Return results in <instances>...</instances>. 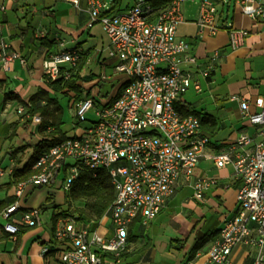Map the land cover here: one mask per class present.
<instances>
[{
	"label": "built area",
	"instance_id": "1",
	"mask_svg": "<svg viewBox=\"0 0 264 264\" xmlns=\"http://www.w3.org/2000/svg\"><path fill=\"white\" fill-rule=\"evenodd\" d=\"M78 6L80 0H69ZM135 0L126 11L102 15L108 5L101 0H89L90 22L100 23L110 41L111 57L117 58L116 73H125L127 82L110 102L98 106L86 97L75 107V117L84 120L97 107L96 121L81 134L71 136L45 150L37 159L38 172L19 182L14 199L1 213L3 230L16 236L23 226L41 224V208L27 209L22 201L29 187L49 185L64 171L62 187L69 191L82 169L94 176L106 170L114 188L115 198L99 225L106 218L111 222L113 236L81 222L77 216L60 214L54 238L65 250L58 253V264H121L128 246L131 225L148 226L175 195L182 182H192L202 159L212 161L217 170L232 167L234 179L240 181L236 193L235 212L223 219L217 238L209 246L205 259L197 252L185 264H236L232 254L238 247L248 248L250 264H264V99L252 105L243 97L234 96L241 113L255 127V135L241 133L226 151L209 154L210 137L199 117L180 113L178 103L183 94L193 88L201 90L187 68L197 64L190 43L178 36L179 26L186 22L182 6L199 2L196 20L197 37L215 36L221 29V11L231 4L264 24V0ZM6 10L0 5V12ZM233 49L244 45L248 30L230 29ZM63 46V44H62ZM211 63L200 74L209 77ZM26 59L0 41V71L8 72L12 64ZM91 64V58L76 47H63L44 61L43 72L48 81L68 80L80 65ZM66 67V68H65ZM86 74L82 68L80 76ZM109 76L103 71L96 83ZM31 103L16 107V114L25 122L41 126L42 117L30 113ZM10 105H6L8 111ZM48 133L52 125H46ZM12 169L1 171L10 174ZM219 184L213 177H199L192 183V198L205 199L206 192ZM51 248L43 247L42 254ZM105 253L113 258H104Z\"/></svg>",
	"mask_w": 264,
	"mask_h": 264
},
{
	"label": "crops",
	"instance_id": "2",
	"mask_svg": "<svg viewBox=\"0 0 264 264\" xmlns=\"http://www.w3.org/2000/svg\"><path fill=\"white\" fill-rule=\"evenodd\" d=\"M101 1L108 5L107 11L114 7L113 0ZM195 3L198 5V10L194 17H191V15L186 18L183 10L185 4L182 6L186 22L179 26L178 36L190 43L191 54L196 57L197 64L189 65L187 68L192 72L193 78L200 81L201 85L202 81L204 82L209 97H200L199 99L187 97L186 93L189 90L195 91L196 94L202 92V86L200 91L191 88L183 94L178 103V108L183 115L194 112V115L199 117L203 132L210 137L207 153L216 154L226 151L241 133L255 135V127L244 118L239 101L233 100L232 97H243L249 100L251 105L258 98L264 99V24L245 15L239 6L231 4L221 11L220 24L222 26L219 32L215 36L198 38L196 20L199 16V2L195 1ZM133 4L132 0H126V2L122 0L117 5L114 13L123 11L121 9L124 6L129 9ZM0 5H4L6 8L4 12H0V41H6L10 46V50L19 52L26 59V64L16 61L8 72L0 71L1 172L19 167L21 163L24 165L33 152V146L43 139L39 126L32 124V122L27 123L20 120V117L16 114L18 105L28 102L39 89H48L62 106L63 131L69 137L81 134L94 121L87 122L82 126L81 122H85L86 118L79 120L75 117L76 104L90 94V88L98 84L96 81L103 71L109 76L108 80L116 76L115 65L118 60L115 57H112L114 60L110 58V41L100 23L89 26V0H80L78 6H75L69 0H0ZM107 11H102V13ZM97 26L102 30L101 42L96 40L98 34L94 29ZM182 26L186 30L180 33V27ZM230 29L248 30L247 39L242 47L237 49L231 47ZM63 47H76L91 58L90 65L86 67L83 65L86 74L81 77L80 81L83 88L82 98L78 99L76 91L71 88H64L58 92L51 90L44 76V61ZM215 53L218 56L213 62L214 70L209 77L202 76L200 74L201 70L211 63V57ZM107 54L110 59L106 57ZM93 66L99 69L100 72L96 71ZM64 100L67 101L70 111L71 124L66 121L65 107L62 104ZM207 100L212 104L211 110L206 109ZM6 105H10L8 111H5ZM195 107L201 108L200 111L196 110ZM19 148H22L20 152L25 151V154L18 153L21 157H17L18 154L16 156L12 155V152ZM7 177L8 174L0 175V201L10 204L14 199L15 186L8 187ZM199 177H213L219 180L217 186L206 192L205 199L200 204L220 207L225 212L224 217L232 215L236 209V193L241 184L240 181L234 179L233 168L227 167L226 169L217 170L212 161L202 159L195 170L190 185L181 188H184L185 191L190 189L193 196L192 183ZM55 182L56 180L50 184ZM45 186L28 188L29 190L27 189L28 191H26L22 201L27 209H42L41 224L39 226L32 228L23 226L22 231L16 236H12L3 230L0 223V264H58V254L55 251H51L45 257L46 254H42V249L48 247L56 250V248L61 247L59 243L55 242L54 234L59 215L64 210L60 208L61 205L57 204L55 195H50L46 199L35 197L34 189H41ZM180 189L168 200L160 215L154 218L148 226L136 224L131 235L134 236V239L128 243V247L133 242L138 241L137 231L143 233L142 241L151 244V247L146 251L141 252L139 250L137 253L127 251L125 261L133 259L132 264H141L142 261L145 263L150 262L157 247L164 248L175 241V238H172L174 237L173 229L180 233L184 232L187 223L181 221L180 224L176 220V223L173 224L175 226L168 222V226L172 230L169 228L167 230L168 235L165 237L157 234L152 239L148 232L144 233L145 230L150 229L161 214L163 215L170 209L179 211L180 205L177 204V197ZM228 198L232 200L229 207L225 206L224 203ZM191 199L192 197L189 196L186 200L190 201ZM75 205L73 204L71 208H74ZM187 211H190V209H187ZM177 217L178 214L175 218L177 219ZM104 220L100 225L99 222L90 219H87L86 222L91 221L90 227L92 229L105 233L108 228L103 224ZM222 221H217L212 229H209L206 233L202 232L197 239L186 237L188 239L183 254L187 260L190 258L196 242L210 232L219 231ZM186 231L185 233L190 231L188 227ZM212 242L207 243L201 250L197 251L203 254L199 262L205 259L206 252ZM139 254L140 261L134 260L133 257ZM236 256L238 259L241 257L240 253H237ZM246 258V261H243L242 258L239 264H250L251 259ZM125 261L122 264H125Z\"/></svg>",
	"mask_w": 264,
	"mask_h": 264
},
{
	"label": "rangeland",
	"instance_id": "3",
	"mask_svg": "<svg viewBox=\"0 0 264 264\" xmlns=\"http://www.w3.org/2000/svg\"><path fill=\"white\" fill-rule=\"evenodd\" d=\"M133 2L135 0H132ZM126 2V0H125ZM123 11H126L127 9L124 7H122ZM183 10L185 12V16L186 18H189L191 15V17L196 16L197 10H198V5L197 3H195V1L193 2H187L184 6H183ZM185 27H180V33H183L185 31ZM95 32H97V36H96V40L97 41H102V30L100 29L99 26H97L94 29ZM106 57H108V54L106 55ZM111 60L114 58H112L110 56ZM108 57V59H110ZM110 60V61H111ZM95 65V64H94ZM95 68V66H93ZM96 71L100 72L99 69H96ZM128 80V76L125 73H117L116 76L113 79L110 80H106L103 83H99L97 85H94L93 87L90 88L91 92L89 94V97H91L92 99L95 100L96 104L98 106H101L107 102H110L114 97H116L118 95V93L120 92V90L123 88L124 84L127 82ZM114 81H118L117 84L112 88L111 92L104 97L101 94V88H102V84L105 83H112ZM202 92L200 94H196L195 91L193 90H189L187 94V97H191V98H196L199 99L200 97H209L208 94V90L205 89V84L202 81ZM196 94V95H195ZM1 98V97H0ZM207 107L206 109H210L212 108V104L210 103L209 100H207ZM63 106L65 107L64 112H65V117H66V121L68 122V124H71V115H70V111L67 105V101H62ZM196 110L200 111L201 108H197L195 107ZM97 111V107L94 108L87 116H86V121L85 122H81V125L84 126L87 122H92V121H96V115L95 112ZM23 153V155L25 154V151L19 152ZM17 155V157H21L20 155ZM32 154V153H31ZM30 154V155H31ZM23 163L20 164V166H22ZM64 171L62 170L61 173L57 176L56 178V182L53 184H49L47 186H45L44 188L41 189H34V193L35 197L37 198H49L50 195H55L56 196V202L57 204L61 205L60 208L64 211H66L68 209V202L66 200V195H67V191H65L62 187L63 184V179H64ZM190 185V183L188 182H182L181 187H188ZM179 188V189H180ZM29 189H33L30 188ZM28 189V190H29ZM27 190V191H28ZM230 193V192H229ZM190 197H192V192L190 189L188 190H184V188H181L179 191V195L177 197V204L178 206L180 205L179 211H173V210H168L166 213H164L163 215L161 214V216L154 222V224L150 227L149 230H145L144 233L148 232V234L150 235V237L153 236L155 237V235L158 234L159 235H163L164 237L168 235L167 230L170 228L172 230V228L170 226H168V222L172 225L175 226L173 224L176 223V220H178V222L181 224V221H184V223L186 222L187 225L185 224V230L183 233L178 232L177 230L173 229V234L175 238L174 242H171V244L167 247H157V249L154 251L152 259L150 260V262H141V264H185L187 259L185 258L184 254H183V250L186 247V242L187 239L186 237L189 238H194L197 239L200 234L202 232H207L209 229H212L214 225L217 224V221L219 220H223L225 217V212H223L221 210L220 207L216 206V207H212L209 204L203 206L202 204H200V202L194 200L193 198L190 201H187L186 199H188ZM232 200H230V198L225 200V206L229 207L231 205ZM76 204V205H75ZM75 208L76 209H82L83 211H85V213L88 215L89 211L88 209L84 206L85 202L84 200L80 201L79 203H75ZM78 205V206H77ZM186 209V210H183ZM187 209H190V211H187ZM183 210V212H181ZM72 211V210H71ZM179 212V213H178ZM176 214H178L177 219L175 218ZM160 215V214H159ZM174 218V219H173ZM1 224L5 223V220L1 219L0 220ZM109 230L107 235L109 237L113 236V231L111 228V222L110 220H108V218H106L104 220L103 223ZM188 227V229L190 230L188 233L186 231V228ZM137 236L139 237L138 241H135L132 243L131 246H129L126 250L129 251L130 253H137L139 250L142 252L143 250L146 251L148 250L149 247H151V244H146V241H142L143 238V233L141 231H137L136 232ZM157 237V236H156ZM186 238V239H185ZM182 246V247H181ZM250 250L248 248H244V247H238L236 248L235 252L232 254V260H234L235 262H237L238 264L241 263L240 260L243 261L245 259H247L246 257H248V252ZM240 253V259L237 258L236 254ZM132 255V254H131ZM134 260H139L140 259V254L136 255L133 257ZM133 259H128L127 261H125V264H132ZM140 261V260H139ZM246 261V260H245Z\"/></svg>",
	"mask_w": 264,
	"mask_h": 264
},
{
	"label": "trees",
	"instance_id": "4",
	"mask_svg": "<svg viewBox=\"0 0 264 264\" xmlns=\"http://www.w3.org/2000/svg\"><path fill=\"white\" fill-rule=\"evenodd\" d=\"M121 1L122 0H113L114 7H112L109 11L102 13V15L113 14L117 9V5ZM152 2L155 5H160L162 3L160 0H152ZM82 68L83 63H80L78 69L73 72L72 77L70 79L65 80L63 78H60L56 81L47 80V84L49 87H51V90L55 92L62 91L64 88H71L76 91L78 99L82 98L83 88L80 83V71L82 70ZM88 96L89 95H87V97ZM28 102L32 104L30 108V113L32 115L38 114L42 117L43 124L39 126V128L43 134V139H41L38 143L33 146V152L29 156L25 164L21 167L17 166L13 168L12 172L8 174V187L16 186L19 182L26 180L32 175L36 174L38 170L35 168V163L39 156L52 145L69 138V136H67L66 133L63 131L64 122L62 106L60 105L59 100L56 97H53L52 93L48 89H39V91L34 96H32ZM192 114H194V112H192ZM25 122L28 123L31 122V120L27 119V121ZM46 125H52V127H54L53 132L48 133L45 128ZM21 149L22 148H19L13 151L12 155L16 156L21 151ZM114 198L115 192L111 184V179L108 172L102 169L98 171L96 176H94L89 170L84 168L81 170L78 179L73 183L71 189L67 191L66 200L68 202V209L62 214L77 216L78 219L83 223L86 222L87 219L99 222V220L104 216V214L107 212V210L113 203ZM82 200H84V206L89 211L88 215L82 209H76L75 207L71 208L73 204L79 203ZM8 205L9 203L0 201V213ZM136 224L137 222L131 225L128 243L134 239V236L131 235ZM22 230L23 227L21 231ZM218 232L219 231L210 232L205 235V237L199 239L192 249L190 258L194 257L196 252L201 250L207 243L214 241ZM55 242L58 243L57 241ZM59 245H61L60 248H56V250L51 249V251H55L58 254L59 252L65 250L63 243H59ZM126 250L121 255L122 263L127 258ZM49 253H47L45 257H47ZM103 256L104 258L108 259L113 258L112 254L110 253H105Z\"/></svg>",
	"mask_w": 264,
	"mask_h": 264
},
{
	"label": "water",
	"instance_id": "5",
	"mask_svg": "<svg viewBox=\"0 0 264 264\" xmlns=\"http://www.w3.org/2000/svg\"><path fill=\"white\" fill-rule=\"evenodd\" d=\"M117 84V81H114L112 83H105L102 84L101 88V94L106 97L112 90V88ZM39 187H42V185H39Z\"/></svg>",
	"mask_w": 264,
	"mask_h": 264
}]
</instances>
